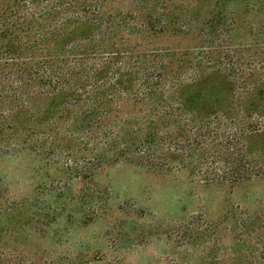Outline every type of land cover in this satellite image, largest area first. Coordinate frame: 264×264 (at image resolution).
<instances>
[{
  "label": "trees",
  "instance_id": "trees-1",
  "mask_svg": "<svg viewBox=\"0 0 264 264\" xmlns=\"http://www.w3.org/2000/svg\"><path fill=\"white\" fill-rule=\"evenodd\" d=\"M9 156L26 159L35 199L50 200L3 199L0 184V264H94L51 244L77 222L65 200L103 199L96 180L114 166L208 187L264 180V0H0ZM178 227L192 256L205 247L179 252L182 264H264V201Z\"/></svg>",
  "mask_w": 264,
  "mask_h": 264
},
{
  "label": "rangeland",
  "instance_id": "rangeland-1",
  "mask_svg": "<svg viewBox=\"0 0 264 264\" xmlns=\"http://www.w3.org/2000/svg\"><path fill=\"white\" fill-rule=\"evenodd\" d=\"M159 43L183 48L193 41L162 37ZM36 181L34 169L26 159L0 157L3 199L49 201L46 196L35 199ZM96 183L105 197L66 199L65 217L72 211L77 222L70 226V232L57 228L61 242L40 244L45 247L51 244L58 253L72 258L85 255L94 264H182L179 252L182 259L189 260L192 251L178 242V235H183L178 231L180 223L191 217L218 222L237 208L254 210L264 201V180L233 187H208L186 172L159 175L129 166H114L101 173ZM49 186L59 190L63 185L53 182ZM83 186L82 182H76L71 187L78 193ZM229 243L225 241L224 247ZM198 250L192 257L203 255V244ZM99 257L100 263L94 261Z\"/></svg>",
  "mask_w": 264,
  "mask_h": 264
}]
</instances>
